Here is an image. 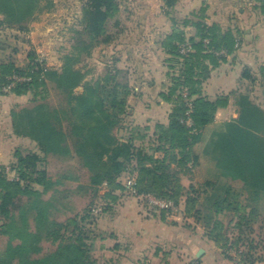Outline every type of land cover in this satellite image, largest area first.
<instances>
[{
    "label": "trees",
    "instance_id": "trees-1",
    "mask_svg": "<svg viewBox=\"0 0 264 264\" xmlns=\"http://www.w3.org/2000/svg\"><path fill=\"white\" fill-rule=\"evenodd\" d=\"M162 1L167 14L178 2ZM253 1L254 8L264 14V0ZM52 7V0H0V26L27 33L38 15ZM120 10V0H86L71 52L64 55L60 69L41 65L34 52L23 67L12 59L0 60V94L32 96L12 107L13 132L38 148V152L15 151L14 179L0 169V240L6 241L0 264H47L55 259L62 264H98L91 253L94 233L86 230V222L96 221L97 199L106 201L97 216L113 210L111 203L119 200L116 192H126L125 175L134 177L137 196L152 195L183 206L182 215L201 223L204 237L228 257L234 252L241 263H264V108L249 94L211 100L203 93L212 71L239 48L240 31L208 25L206 8L196 21L173 22L174 29L163 42L171 84L160 93L172 109L166 124H155L149 152L135 144L147 138L148 127H134L139 134L132 131L127 139L118 135L133 93L128 73L116 65L118 60L105 63L102 77L93 83H85L87 73L79 67L96 48L116 40ZM186 27L196 30L189 39ZM183 47H189L185 54ZM177 69L178 74L172 73ZM261 73L264 77V67ZM244 78L257 80L250 70ZM81 86L84 92L78 94ZM232 98L238 117L213 127L217 113ZM188 101L193 107L190 127L184 123ZM197 148H202V155ZM69 155L76 156L89 174L88 187L77 194L73 205L61 200L62 220L50 223L48 212L35 201L54 194L56 177L63 173L56 166L61 156ZM201 158L215 166L223 183L208 180L183 185L182 177L190 175ZM99 186L109 189L103 197L98 195ZM144 204L149 214L162 221L174 214L173 209ZM17 221L23 222V230L12 233Z\"/></svg>",
    "mask_w": 264,
    "mask_h": 264
},
{
    "label": "crops",
    "instance_id": "crops-1",
    "mask_svg": "<svg viewBox=\"0 0 264 264\" xmlns=\"http://www.w3.org/2000/svg\"><path fill=\"white\" fill-rule=\"evenodd\" d=\"M120 1V32L113 43L101 45L97 50L101 48L104 50L102 55L103 61L107 60L105 63L108 62L110 51L113 54L114 50L118 53L117 60L121 68L130 61L136 64L137 84L132 86L133 93L129 99L131 104L129 113L133 115L134 121L137 120L134 126L151 128L153 125L155 127L156 123L168 122L172 104L162 100L160 93L166 91L170 85L165 65L169 55L163 48V42L174 29L170 17L174 13L189 16L203 5L206 6L208 25L217 23L224 29L239 30L241 34V43L237 51L229 55L226 62L216 67L204 84V95L214 100L232 93L249 94L253 100L259 98L258 103L264 108V92L259 93L260 89L244 78L247 70H250L255 78H259L264 67V14L254 8L253 0H178L175 8L177 11L171 14H167L162 0ZM39 23L35 21L30 25L27 33L29 44L36 43ZM184 30L187 36L194 32L192 27H186ZM12 34L20 36L18 37L20 39L23 33ZM20 40L19 45L15 46H24ZM95 53L96 51L92 56ZM125 54L129 56L128 61L123 59ZM16 63L21 67L25 65L24 61ZM24 97L28 96L0 94L2 98L0 112H3V116L0 115V155H8L4 148L5 141L12 144L17 140H27L14 134L10 117L12 107L23 103L20 100ZM7 100L12 103L9 107L5 104ZM232 109L234 110L231 119H236L238 114L233 99L227 108L217 113L213 127L230 121H222L220 125L217 122L220 114L226 115ZM6 132L10 135L7 139L3 137ZM203 170V173L209 175L208 180L224 182L213 164L206 162ZM102 218L105 222L102 228L104 238L110 239L114 244L112 248L108 245L107 251L111 264H245L237 261L232 252L228 257L220 248L208 241L204 234L194 235L177 224V221H171L169 218L162 221L145 213L134 200L117 204L115 209L104 214Z\"/></svg>",
    "mask_w": 264,
    "mask_h": 264
},
{
    "label": "rangeland",
    "instance_id": "rangeland-1",
    "mask_svg": "<svg viewBox=\"0 0 264 264\" xmlns=\"http://www.w3.org/2000/svg\"><path fill=\"white\" fill-rule=\"evenodd\" d=\"M53 1V7L50 10H45L41 12L38 15L37 21L39 23L38 28V34L36 35V43L35 44H29L28 37L29 35L26 33L21 34L22 37L19 39L20 36H15L14 33H21L15 29L8 28L6 26H0V60H16V62L24 61L26 64L28 61L29 54L31 52H34L36 55L38 53H42L45 55V58L47 59V64L49 68L54 69H60L63 64V57L68 52H71L72 48V39L74 37V31L75 29L80 28L79 25L81 24V20L83 17V4L86 0H52ZM177 6V4H176ZM175 6V8H176ZM165 7V6H164ZM206 8L205 5L201 6L200 9L197 11H194L189 16H180L177 13H174V11H177V9H174L172 12L174 13L172 17H170L171 22H177L178 24H182L184 21L187 20H198L200 17L201 9ZM207 11V10H206ZM179 13V12H178ZM1 19V17H0ZM193 36L196 32L195 28H193ZM191 36H187L186 38L189 39ZM16 40V41H15ZM20 40L21 43L24 44V46H15L19 45L18 41ZM12 43V44H11ZM26 44V45H25ZM184 48V47H183ZM17 49V50H16ZM18 51L19 53H17ZM22 53H21V52ZM96 51L95 55L87 59L83 64L79 65V67H82L83 71L87 73L86 76V82L85 83H93L94 81L100 79L103 75L105 62L103 61V53L104 50L96 48L94 52ZM114 53L110 51V56L108 59V62L114 61V59H117L118 53L117 51L112 50ZM183 51V49H182ZM19 54V55H18ZM13 57H16L13 58ZM128 54L123 55V59L129 60ZM131 58V57H130ZM21 64V63H18ZM119 69H122L126 71L129 75L130 84L131 87L134 85L136 86V77H137V71L135 69V63L134 61H130V63L126 64L125 66L122 65V68L120 67L119 62L116 64ZM167 67V66H166ZM178 74L175 71H172V73ZM167 79L168 82H170V77L168 76V68H167ZM253 85L257 86L260 90L259 93L264 92V77L261 73V76L257 78L256 81L252 82ZM76 92L78 94H81L84 92V86H81L76 89ZM183 94L186 95L185 91H183ZM32 96L24 97L20 101L23 103H26L31 99ZM2 99V98H0ZM137 99V97H136ZM233 99V98H232ZM257 98L255 101L258 103ZM231 101V100H230ZM6 106L9 107L11 101L7 100L5 102ZM260 104V103H259ZM131 109V104H129ZM133 109V108H132ZM233 110H230L228 114L223 115L220 114L219 118L217 120L218 125L221 124L222 121L226 120H232L231 115L233 114ZM1 116L3 112H0ZM132 114L129 113L128 116L124 119L123 129L119 132V137L121 138H128L134 131V122L137 120H133ZM217 117V116H216ZM216 120V119H215ZM215 125V123H214ZM216 124V126H218ZM154 126V125H153ZM151 126H139L140 130H144L143 128L148 127L149 130L146 131L147 138L144 141H136L135 144L137 147L144 148L146 151L150 152V149L153 144V134L155 131V128ZM154 129H153V128ZM7 129V128H6ZM138 129V130H139ZM138 130L134 131V133H138ZM6 130H4L5 132ZM135 134V135H136ZM139 134V133H138ZM5 139L10 137V135L6 132L5 136H3ZM10 140V139H9ZM5 149L6 152L8 151V155H0V169H3L9 179H14L16 177L15 172L13 171V165L16 162V158L14 152L16 150H21L23 153L26 152H38L37 145L32 142L30 139L27 140H17L14 143H7L5 141ZM152 152V151H151ZM196 152L198 155H202V148H197ZM205 160L203 158L200 159L199 165L196 166L193 170V172L190 175H186L182 177V183L185 187H189L191 183L194 184H201L205 181H208L206 172L203 173V167L205 165ZM57 169H61L63 171L61 177L58 175L56 177L58 184L57 189L54 192V194L49 196H39L37 201H35V205L37 204L38 207L43 209L45 212H48L49 214V221L50 223L53 222H59L62 219L59 218V216L62 214L61 210V200H64L68 203L67 205H73V199L78 198V193H83V191H86L88 187L89 182V174L83 170L80 166V162L76 156L69 155V156H61L60 161L58 165L56 166ZM56 167H50V169H54ZM129 175H125L122 179V183L125 182V179ZM59 179H62L60 181L61 185L59 186ZM60 187V188H59ZM40 191H42L41 188H39ZM60 189V192H59ZM98 190L99 196H105V194L109 191L107 186H99L96 188ZM116 195L119 197V200L116 204L111 203L110 208L112 209L116 207L117 204H121L124 201H136L139 208H141L145 213L149 214V210L145 207V204L143 201L133 198L127 194V192L117 191ZM67 196L66 200L65 197ZM70 201V202H69ZM106 201L102 199H97L95 202L96 206V216H94V220L88 219L86 222V230H93L94 235L93 241H92V247H91V253L95 259H97L98 264H111L110 263V256L107 254V251H109V246L111 245V248L113 247L112 241L110 239H105L103 234L104 228V220L103 215L100 214L97 216V214L101 213V208L103 209L104 204ZM109 203V202H107ZM109 205V204H108ZM106 208V207H105ZM31 209V208H30ZM109 210V208H107ZM180 213L172 214L168 218L171 219V221L176 222L177 224L185 227L189 232H191L194 235H202L204 234V227L201 225V223L195 222L194 219L191 218H185L184 215H182L183 212V206L180 207ZM110 213L108 211L105 214ZM60 214V215H59ZM23 222L17 221L12 228V233H17L23 230ZM0 255L4 256L6 255V241L0 240ZM235 257V256H234ZM47 264H62V262L55 260H48Z\"/></svg>",
    "mask_w": 264,
    "mask_h": 264
},
{
    "label": "built area",
    "instance_id": "built-area-1",
    "mask_svg": "<svg viewBox=\"0 0 264 264\" xmlns=\"http://www.w3.org/2000/svg\"><path fill=\"white\" fill-rule=\"evenodd\" d=\"M189 51V47H184L183 48V51H182V54H185ZM37 62H39L41 65L45 66L46 68H49L48 67V64H47V59L45 58V55H43L42 53H38L37 54ZM16 80H21V78L15 76L14 77ZM186 96V95H185ZM188 112H187V115H188V119L184 122L187 126H192V122H191V119L189 118V115L191 114L192 112V104L190 101H188ZM124 186L126 187V192L129 196L133 197V198H137L141 201H143V203H147L149 205V207L152 209V208H155L157 210H169V209H173L174 210V214H177V213H180V207H176L173 202H169V201H165V200H161V199H157L155 198L154 196L152 195H142V196H137L136 195V191L134 189V184H135V180H134V177H130L128 176L126 179H125V182L123 183ZM235 256V259L237 261L240 262V257L237 253H234L232 252Z\"/></svg>",
    "mask_w": 264,
    "mask_h": 264
},
{
    "label": "water",
    "instance_id": "water-1",
    "mask_svg": "<svg viewBox=\"0 0 264 264\" xmlns=\"http://www.w3.org/2000/svg\"><path fill=\"white\" fill-rule=\"evenodd\" d=\"M200 254H202V251H200Z\"/></svg>",
    "mask_w": 264,
    "mask_h": 264
}]
</instances>
